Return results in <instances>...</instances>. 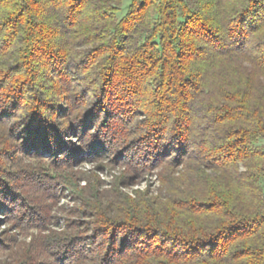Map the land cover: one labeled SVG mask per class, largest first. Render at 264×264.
Listing matches in <instances>:
<instances>
[{
    "label": "trees",
    "instance_id": "1",
    "mask_svg": "<svg viewBox=\"0 0 264 264\" xmlns=\"http://www.w3.org/2000/svg\"><path fill=\"white\" fill-rule=\"evenodd\" d=\"M123 1L0 0L12 132L50 153L77 135L94 154L140 120L123 150L160 192L130 205L141 226L108 228L101 264H264V0H131L119 19Z\"/></svg>",
    "mask_w": 264,
    "mask_h": 264
},
{
    "label": "rangeland",
    "instance_id": "2",
    "mask_svg": "<svg viewBox=\"0 0 264 264\" xmlns=\"http://www.w3.org/2000/svg\"><path fill=\"white\" fill-rule=\"evenodd\" d=\"M123 2L117 13L119 19L126 14L131 0ZM2 39L7 37L0 36ZM0 50L6 53L13 48ZM13 62L17 61L9 64ZM18 66L12 64L0 70V86L4 87L1 92L5 94L0 98V165L4 170L0 199L6 203L0 204V264H101L108 250V228L121 234L139 227L131 218L130 205L160 192L158 169L136 163L123 150L126 141L139 136L140 120L121 124L126 127L127 139L120 138L117 143L105 140L106 148L94 154L87 152L88 145H82L77 135L66 139L65 148L54 149L57 154L38 148L23 134L25 140L21 131L16 135L11 130L17 107L8 95L11 85L5 81L17 76L11 69ZM46 75L53 80L54 75ZM62 100L57 109L52 107L56 110L51 117L54 122L63 115ZM262 185L264 190V179ZM3 197L12 201L6 202ZM6 206H12L14 212L6 210ZM62 237H71L77 246H87L92 251L88 249L82 257L61 262L56 254ZM119 244H114V251Z\"/></svg>",
    "mask_w": 264,
    "mask_h": 264
}]
</instances>
